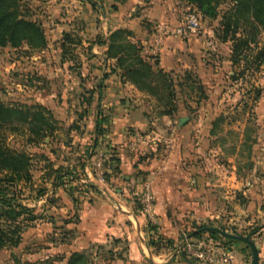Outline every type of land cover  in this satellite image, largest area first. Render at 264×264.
I'll use <instances>...</instances> for the list:
<instances>
[{
	"label": "rangeland",
	"instance_id": "obj_1",
	"mask_svg": "<svg viewBox=\"0 0 264 264\" xmlns=\"http://www.w3.org/2000/svg\"><path fill=\"white\" fill-rule=\"evenodd\" d=\"M176 1L174 19L177 24H158L160 28L154 33H164L166 27L172 29L184 24L189 9H194L201 16L200 27L195 34H190L191 37H186L196 39L198 51H186L183 62H179V70L167 72L172 73L174 81L171 96L168 90L157 87L153 97L128 83L115 61L107 58V47L100 45L107 42L111 34L105 33L107 26H103L102 15L113 11L114 6H107L105 0H19L21 16L41 28L46 46L34 50L23 43L16 49L0 48V103L39 106L45 110L54 130L45 129L44 136L37 138L25 125L1 129L2 147L28 155L29 179L24 177L13 190L17 201L30 212L15 223L20 225V231L11 235L12 242L0 249V264H66L74 253L82 256L81 264H131L126 240L111 238L104 244L89 243L97 239L105 227L128 222L124 212L119 213L125 208L142 217L149 251L181 264H195L178 254L176 247L199 227L219 229L223 226L230 234H250L257 246L264 241V232L257 221L249 227L233 222L235 226L232 227L220 225L231 217L225 213L218 215L217 223H210L197 221L189 210L183 214L177 208L169 216L174 220L170 225L176 229V234H159L150 171L175 175L182 173L184 162H192L177 153L181 139L179 129L185 126H178V118L185 116L190 121L196 120L199 113L208 109V96L215 82L213 77L219 73L214 69L225 63L228 65L226 60L231 67L227 66L230 70H223L221 77H217L221 81H237V88L248 81V89L255 95L259 91L255 82L262 77L258 76L261 65L256 60L257 54L264 49L263 28L256 25L253 28L248 25L252 22L239 21L236 37L254 38L255 43L250 42L249 48L241 52L236 65L231 63V37L222 41V19L231 12L232 0H217L214 18L204 17L187 0ZM140 10L136 6L131 12L132 18H139ZM150 26L147 31L152 33L155 26ZM121 30L126 31L123 37L137 45L146 61L158 62L160 52L155 57L147 55V46L135 42L131 31L118 29L112 33ZM110 78L119 82V94H115L107 82ZM156 79L158 82L159 78ZM246 105L252 108L253 103L248 101ZM166 111H171V115H164ZM123 112V118L129 117L128 124L115 127L112 117L121 116ZM122 132L125 139L120 137ZM138 138L140 143H136ZM28 139L32 142L28 143ZM219 139L227 142L233 136L222 132ZM123 156L131 161L126 171L121 166ZM165 158L167 162L171 159L170 169L160 167L166 163ZM98 163L101 164L99 168ZM3 175L5 173L1 177ZM174 179L172 185L177 186V178ZM146 185L152 196L149 213L141 203ZM177 201L174 197V205ZM128 219L132 221L129 216ZM206 237L222 239L209 232L193 236L195 239ZM223 241L234 253L232 264H250L251 251L245 244L228 243L224 238ZM81 245L86 248L73 252Z\"/></svg>",
	"mask_w": 264,
	"mask_h": 264
},
{
	"label": "crops",
	"instance_id": "obj_2",
	"mask_svg": "<svg viewBox=\"0 0 264 264\" xmlns=\"http://www.w3.org/2000/svg\"><path fill=\"white\" fill-rule=\"evenodd\" d=\"M105 2L107 6L115 7L113 11H106L107 13L102 15L103 26H107L105 33L110 34L118 29L129 30L135 42L140 41L147 46V49L152 45V39L163 35L158 67L164 72L179 70V62H183L186 51L193 53L198 51L194 38L184 37L182 40H177L168 36L166 38L163 33H154L159 27L158 24L172 26L177 24L174 19L177 10L176 0H105ZM136 6L141 9V16L132 18L131 12ZM150 24L155 26L152 33L147 31V27H151ZM226 61L228 65L225 63L221 68L217 66L214 69L219 70V73L217 72L218 74L213 77L215 82L208 96V109L199 113L196 120L189 119L184 123L185 126L179 129L181 139L177 153L184 159H192V162H184L181 165L182 173L175 175L170 172L160 174L150 171L149 177L152 179L155 198L154 210L160 226L158 229L160 235L176 234V229L170 225L174 220L169 217L175 208L183 214L189 210L188 213L195 220H208L210 223H217L218 215L225 213L231 217L220 222V225L232 227L235 223L249 227L257 221L260 223L261 232H264V64L257 70L258 76L262 75V77L258 78L257 83L255 82L254 86L259 91L253 95V91L248 89V81H242V87L237 88V81L218 79L223 70H230L227 66L231 67V65L228 60ZM107 82L113 87L115 94L120 93L119 82L116 83L112 78ZM129 88L138 95L132 86ZM224 89L226 91H223ZM248 101H252V108H247ZM123 114L124 112L120 114L121 116L112 117L114 121L112 124L115 127L128 124L129 117L123 118ZM222 114L225 116L222 117ZM183 117L185 116L179 117L178 121ZM222 132L232 135L233 139L221 142L219 134ZM120 137L125 139L123 132ZM164 161L166 163L163 162L160 167L165 166L170 169L171 159L167 162L165 158ZM118 162L117 159V164ZM130 162V158L124 156L121 158V166L125 171L128 170L127 166ZM155 165L158 166L156 163ZM174 178H177V186L172 185ZM174 197L178 199L176 205L173 202ZM119 213L125 214L128 222L105 227L101 235L97 239H91L89 243L104 244L111 238L126 240L128 260L131 264H181L177 260H169L165 256L154 255L149 251L144 239L143 231L146 225L142 217L134 215V212H130V208L122 209ZM236 215L238 217H234ZM85 245H88V242ZM258 247L257 264H264V241L260 242ZM84 248L86 246L81 245L73 252H79Z\"/></svg>",
	"mask_w": 264,
	"mask_h": 264
},
{
	"label": "trees",
	"instance_id": "obj_3",
	"mask_svg": "<svg viewBox=\"0 0 264 264\" xmlns=\"http://www.w3.org/2000/svg\"><path fill=\"white\" fill-rule=\"evenodd\" d=\"M232 1L231 12L222 19L224 33L222 41L225 42L228 36L231 37V63L236 65L241 52L249 48L250 42L255 43L254 38L248 39L242 35L236 37L239 21L252 22L248 25L251 24L253 28H256L255 25L260 26L264 29V0ZM187 2L195 5L204 17H215L217 0H187ZM125 33L126 31L123 30L116 31L109 35L107 42L100 43V45L107 47V58L115 61L117 68L123 72V78L138 91L154 97L157 94L156 89L160 88V90H168V95H170V88L174 82L171 79L172 73L159 69L157 61L153 64L146 61L141 56L137 45L125 40L123 37ZM65 37L66 40H69L67 36ZM23 43L34 50L44 48L46 41L43 31L34 22L21 16L19 0H0V48L11 47L16 49ZM256 61L259 66L264 63V49L257 54ZM156 78H159V83ZM44 111L36 105L31 107L23 105L6 106L0 103V132L2 128L14 127L17 124L18 126H27V130L34 137H42L46 133L45 129H48V132L54 130ZM171 113V111H166L164 115L170 116ZM14 129L17 130V128ZM27 141L28 143L32 142L31 139ZM28 161L29 158L26 153L11 151L0 144V249L12 242L11 235L19 233L20 225H15L17 220L30 212L17 201L13 190L24 177L29 179ZM2 173H5L3 177H1ZM202 228L199 227L196 231ZM196 231L193 236L199 237L201 233H196ZM209 234L211 236L219 235L215 232H209ZM227 242L234 243L235 241L227 240ZM169 244L172 243L169 242ZM81 260L82 256L74 253L66 264H81Z\"/></svg>",
	"mask_w": 264,
	"mask_h": 264
},
{
	"label": "built area",
	"instance_id": "obj_4",
	"mask_svg": "<svg viewBox=\"0 0 264 264\" xmlns=\"http://www.w3.org/2000/svg\"><path fill=\"white\" fill-rule=\"evenodd\" d=\"M201 16L194 10L189 9L186 14L184 24L175 28H164V36L173 39H181L190 34H195L200 27ZM162 36L155 37L152 45L145 51L149 56H157L162 46ZM140 143L141 139H136V143ZM135 143H133V146ZM100 163L96 166L100 167ZM141 203L146 213L152 209V196L149 186L146 185L142 191ZM176 252L182 254L188 260L195 264H232L234 261V253L225 245L222 239H213L210 237L195 239L190 237L179 243Z\"/></svg>",
	"mask_w": 264,
	"mask_h": 264
},
{
	"label": "water",
	"instance_id": "obj_5",
	"mask_svg": "<svg viewBox=\"0 0 264 264\" xmlns=\"http://www.w3.org/2000/svg\"><path fill=\"white\" fill-rule=\"evenodd\" d=\"M188 120H189V118H186V117L180 118L178 121V126L179 127L182 126ZM204 232H215V233H218L224 239L232 240L235 242H241V243L245 244L251 251V264H257L258 263L259 247L252 241V236L250 234L246 235V236L239 235V234H230V233H227L225 231L224 227H221L219 229H217V228H203V229L196 231V233H204ZM190 237H193V235H191Z\"/></svg>",
	"mask_w": 264,
	"mask_h": 264
}]
</instances>
